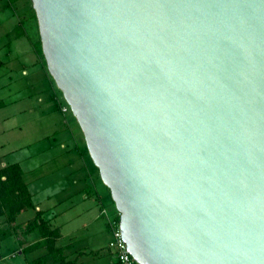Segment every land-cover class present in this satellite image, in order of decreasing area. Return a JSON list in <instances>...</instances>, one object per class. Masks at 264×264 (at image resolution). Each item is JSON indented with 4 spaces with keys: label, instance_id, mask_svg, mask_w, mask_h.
Segmentation results:
<instances>
[{
    "label": "water",
    "instance_id": "95a60500",
    "mask_svg": "<svg viewBox=\"0 0 264 264\" xmlns=\"http://www.w3.org/2000/svg\"><path fill=\"white\" fill-rule=\"evenodd\" d=\"M31 2L133 258L264 264V0Z\"/></svg>",
    "mask_w": 264,
    "mask_h": 264
},
{
    "label": "crops",
    "instance_id": "0c3cea01",
    "mask_svg": "<svg viewBox=\"0 0 264 264\" xmlns=\"http://www.w3.org/2000/svg\"><path fill=\"white\" fill-rule=\"evenodd\" d=\"M15 2L20 7L0 0V170L20 166L31 207L10 218L0 215V264H117L100 213L102 207L114 213L109 189L80 142L76 119L62 112V94L36 52L32 7ZM18 8L29 10L33 24L21 31ZM37 215L58 232L56 255L30 226Z\"/></svg>",
    "mask_w": 264,
    "mask_h": 264
},
{
    "label": "trees",
    "instance_id": "16d2710c",
    "mask_svg": "<svg viewBox=\"0 0 264 264\" xmlns=\"http://www.w3.org/2000/svg\"><path fill=\"white\" fill-rule=\"evenodd\" d=\"M38 55L44 58L40 38L35 43ZM44 64L46 62L44 60ZM31 207L30 196L22 178V170L16 163L7 165L0 170V215L7 214L8 218L16 213ZM31 227L38 228L41 236L45 239L44 243L51 254L56 255L54 242L58 236L56 230L49 229L37 215L35 220L30 223Z\"/></svg>",
    "mask_w": 264,
    "mask_h": 264
},
{
    "label": "built area",
    "instance_id": "2783aa9c",
    "mask_svg": "<svg viewBox=\"0 0 264 264\" xmlns=\"http://www.w3.org/2000/svg\"><path fill=\"white\" fill-rule=\"evenodd\" d=\"M61 110L62 112H67L70 110V108L68 104H63L61 105ZM100 213L105 218L111 233V239L108 242V248L113 251L116 263L139 264L128 252L126 243L121 238L118 211L115 209L114 213H111L107 208L102 207Z\"/></svg>",
    "mask_w": 264,
    "mask_h": 264
},
{
    "label": "rangeland",
    "instance_id": "374dc122",
    "mask_svg": "<svg viewBox=\"0 0 264 264\" xmlns=\"http://www.w3.org/2000/svg\"><path fill=\"white\" fill-rule=\"evenodd\" d=\"M7 1V3H8V5H13V6H18V7H20L19 5L20 4H18L17 5V3L15 2V0H6ZM23 2V7L25 8V6H30V7H32V2H31V0H22ZM15 2V3H14ZM19 9V13H18V18H19V21H18V30H22V28L24 27V26H26L27 25V22L28 21H30L29 19V10L28 11H24V10H22V9H20V8H18ZM32 9H33V7H32ZM33 12H34V9H33ZM32 21V20H31ZM29 22L28 24H31V25H33L32 24V22ZM36 21V23H37V20H35ZM20 26H21V28H20ZM37 38H39V32H38V25H37ZM46 66V65H45ZM48 72V71H47ZM49 73V72H48ZM50 75V74H49ZM54 81V80H53ZM56 85V84H55ZM57 87V86H56ZM57 90H58V92L59 93H61V91H60V89L57 87ZM62 94V93H61ZM63 97V96H62ZM62 104H67L66 102H65V100L63 99L62 100ZM66 116H67V118H70V117H73V114H72V112H71V110H69V111H67V113H66ZM75 128V127H74ZM75 130H76V132L78 133V137H80V142H82V145H83V143L85 142L84 141V138H83V134H82V132H81V130H80V127H79V125H76V128H75ZM31 138V137H30ZM81 139H82V141H81ZM23 140H27V138H23ZM84 146H86L85 145V143H84ZM86 148V147H85ZM29 162V161H28ZM96 167V166H95ZM46 170L47 169H45L44 170V172H46ZM96 170H97V173L99 174V172H98V169H97V167H96ZM112 251V250H111ZM109 253H110V251H109ZM111 254L113 255V257H114V254H113V251L111 252ZM114 259H115V257H114ZM10 262H12V261H10V260H8V263H10Z\"/></svg>",
    "mask_w": 264,
    "mask_h": 264
}]
</instances>
